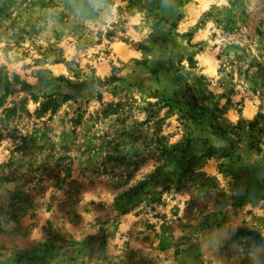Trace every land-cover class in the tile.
I'll return each instance as SVG.
<instances>
[{
  "label": "rangeland",
  "instance_id": "374dc122",
  "mask_svg": "<svg viewBox=\"0 0 264 264\" xmlns=\"http://www.w3.org/2000/svg\"><path fill=\"white\" fill-rule=\"evenodd\" d=\"M16 78L0 264H264V0H0Z\"/></svg>",
  "mask_w": 264,
  "mask_h": 264
},
{
  "label": "trees",
  "instance_id": "16d2710c",
  "mask_svg": "<svg viewBox=\"0 0 264 264\" xmlns=\"http://www.w3.org/2000/svg\"><path fill=\"white\" fill-rule=\"evenodd\" d=\"M16 84H19L22 86V89L23 91H30L32 90L33 88L30 87L28 84L24 83V82H21L19 78H16L15 79V82L12 83L10 82L9 80H6V84H5V87H4V94L0 97V108L6 103V100L11 96L13 95L16 91L13 90V87L16 85ZM1 90V88H0ZM17 111L16 108H13V109H9L7 110V117H10L12 114H14L15 112Z\"/></svg>",
  "mask_w": 264,
  "mask_h": 264
}]
</instances>
